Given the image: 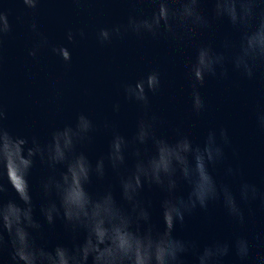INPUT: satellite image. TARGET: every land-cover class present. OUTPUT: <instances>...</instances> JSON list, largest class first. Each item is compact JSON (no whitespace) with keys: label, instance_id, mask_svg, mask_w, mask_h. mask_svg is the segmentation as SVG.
I'll return each instance as SVG.
<instances>
[{"label":"water","instance_id":"water-1","mask_svg":"<svg viewBox=\"0 0 264 264\" xmlns=\"http://www.w3.org/2000/svg\"><path fill=\"white\" fill-rule=\"evenodd\" d=\"M241 3L245 15L233 29L226 20L215 19L214 0H201L210 27L187 35L175 46L167 39L151 37L99 43L101 28L151 11L140 7L138 0H40L35 9L23 0H0V13L10 25L9 33L0 38L3 125L14 136L27 138V147L37 150L30 170L11 149L0 151V205L8 200L20 203L11 184L24 188L27 181L37 225L30 231L37 243L52 249L83 241L88 220L65 222L61 210L60 218L50 225L42 213L58 206L66 190L72 191L70 168L81 158L89 170L84 183L91 197L89 217L96 212L106 227L128 226L152 241L168 238L165 206L191 207L192 186L202 183L201 160L219 184L229 182L235 189L243 179L264 191V132L255 118L257 103L264 105V67L253 80L232 71L230 65L227 79L206 78L200 87L207 104L204 113L194 109L187 70L198 45L228 57L264 23V0ZM81 29L86 33L83 39ZM69 30L75 34L74 42L67 40ZM41 35L51 45L67 47L71 60L64 62L48 46L41 47L36 58L30 57L28 52L40 43ZM153 70L159 71L162 81L155 95L148 91L147 80ZM142 93L147 94V102L136 99ZM220 128L227 129L231 140L227 156L228 163L239 169L236 178L225 175L223 164H209L203 151L208 131ZM56 136L64 153L60 161L51 158ZM209 153L214 154L211 148ZM243 207V225L232 220L219 203H212L186 214L173 234L194 242L200 250L217 241L227 242L231 249L224 264H256L258 256L264 255V207L258 202ZM240 236L252 241L246 262L235 255L234 242ZM183 259L185 264H195L192 253ZM0 264H12L10 246L0 252Z\"/></svg>","mask_w":264,"mask_h":264},{"label":"clouds","instance_id":"clouds-1","mask_svg":"<svg viewBox=\"0 0 264 264\" xmlns=\"http://www.w3.org/2000/svg\"><path fill=\"white\" fill-rule=\"evenodd\" d=\"M40 0H23L25 6L35 9ZM140 7H149L147 14L129 15L125 23H118L110 28H101L97 33L100 44H111L113 39L124 40L128 37L143 39L151 37L153 40L167 39L175 46H179L185 37L210 27V19L201 10V0H138ZM245 15L241 0H214V17L220 21H227L233 28H237ZM0 38L9 33L10 25L7 16L0 13ZM37 31V25H31ZM81 39L86 37L83 29L79 31ZM67 40L75 41V34L69 30ZM2 43V40H0ZM48 46L53 54L64 62L71 60L67 47L51 45L48 39L41 35L40 43L28 52L36 58L41 47ZM231 70L239 73L248 80L257 78L258 70L264 67V23L257 25L256 31L244 37L239 49L231 56H224L214 48L200 44L195 49L191 62L187 65L191 82V97L194 109L198 113L207 111V104L201 95L200 87L206 78L225 80ZM149 89L153 95L162 88L159 71L153 70L147 75ZM136 99L147 102L148 96L142 93ZM257 127L264 132V105L257 103L255 108ZM5 110L0 107V151L11 149L24 163L26 170L32 167V157L36 149L28 148V139L14 136L4 125ZM83 119V117H81ZM67 135V132L64 133ZM55 145L52 159L60 161L64 157L60 147L59 136L54 137ZM231 140L227 129H210L204 142V154L208 163H220L225 166V175L230 178L240 176L239 169L228 163L227 149ZM209 148L212 153H209ZM117 150L119 147L117 145ZM235 154V153H234ZM159 167L156 172L158 174ZM167 171V166H164ZM73 178V189L66 190L60 198L59 205H52L47 210L42 209L46 221L52 225L60 218L61 210L65 222L81 221L82 217L89 222L84 226L85 237L82 242L67 247L56 245L49 249L37 243L33 231L37 227L33 219L32 195L27 187L21 188L12 183L11 188L17 194L16 200H8L0 205V252L8 246L11 248L12 264H185L183 257L189 253L195 256V264H224L229 256L231 246L227 242H215L205 246L202 250L192 242L176 237L173 233L176 224H183L185 215L196 208L207 209L212 203H219L226 214L234 221L243 225L245 211L243 205L258 202L264 207V191L257 185L241 179L234 189L226 182L219 184L215 176L208 170L204 161H200L198 173L202 183L194 184L189 193L190 208L164 207L163 219L168 238L152 241L150 238L132 232L128 226L106 227L105 220L93 212L89 217L88 207L91 197L84 188L89 179L88 168L84 159L77 160L70 168ZM139 187V180L137 179ZM96 208L100 204L95 205ZM175 211V215L173 212ZM55 214V215H54ZM7 234V241L4 234ZM256 239H260L257 234ZM235 255L241 262H246L250 256L252 241L246 236L237 237L234 242ZM256 264H264V255L258 256Z\"/></svg>","mask_w":264,"mask_h":264}]
</instances>
